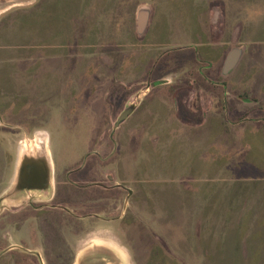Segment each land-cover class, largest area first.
Instances as JSON below:
<instances>
[{
	"label": "rangeland",
	"instance_id": "obj_1",
	"mask_svg": "<svg viewBox=\"0 0 264 264\" xmlns=\"http://www.w3.org/2000/svg\"><path fill=\"white\" fill-rule=\"evenodd\" d=\"M240 39L258 57L226 75ZM197 78L264 104V0H0V99L35 116L0 127V194L24 155L102 159L118 219L92 239L118 264H264V114L205 113Z\"/></svg>",
	"mask_w": 264,
	"mask_h": 264
},
{
	"label": "flooded vegetation",
	"instance_id": "obj_2",
	"mask_svg": "<svg viewBox=\"0 0 264 264\" xmlns=\"http://www.w3.org/2000/svg\"><path fill=\"white\" fill-rule=\"evenodd\" d=\"M31 112L28 103L4 107L0 99V127L30 134ZM31 159L37 164L30 162L25 169L35 171L34 180L16 187L21 159L15 167V188L0 194V264H102L103 259L115 264L113 255L103 251L101 237L92 239L101 234L103 222L118 219L102 216L115 189L113 178L106 176L111 185L105 186L97 171L103 160L70 170L58 167L51 152L45 162L42 157Z\"/></svg>",
	"mask_w": 264,
	"mask_h": 264
},
{
	"label": "crops",
	"instance_id": "obj_3",
	"mask_svg": "<svg viewBox=\"0 0 264 264\" xmlns=\"http://www.w3.org/2000/svg\"><path fill=\"white\" fill-rule=\"evenodd\" d=\"M260 3V1H259ZM245 22H247V19L245 20ZM242 30L243 28L241 27L240 25V28H239V36L241 38V33H242ZM247 34V32H246ZM249 40L248 39H244L241 40L240 39V45L238 47H234L232 46L228 51L225 50V52L222 53V56L220 57V62H221V59H222V68L221 70L223 69V66H224V63H225V60L228 56V54L231 52L232 49L234 48H237L241 51V54H240V57H239V60H238V63L236 65V67L231 71L233 72L235 69H237V67H242L245 63L246 66L247 65H250L252 66L253 64V61H254V58H257V49L256 48H249V47H246L245 44H247L246 42H248ZM255 46V45H254ZM217 52V51H216ZM244 63V64H243ZM242 65V66H241ZM230 72V73H231ZM229 73V74H230ZM228 75V74H227ZM197 81H198V85L199 86H203V87H206L208 86L206 83H205V80L204 78H197ZM168 83V82H167ZM165 84V85H168V84ZM216 86H217V81L214 82V86L212 88H210L208 86L207 89H209L214 95H212V104L211 103H208V105L205 107L206 109L204 110L205 113H207L208 111H211L210 113L212 115H214L216 112H215V107L213 105V102L218 101L219 100V103H220V107H221V110L225 109L226 107L228 108V106L230 104H234V107H232L233 109V113L231 111V113L235 116L236 114H239V115H242L243 117L245 116V119L246 117L248 116V114H246L244 112V110H247V109H244V108H249L250 109H254L255 113L256 112H261L262 114H264V104H261L259 103L257 100H250V104H243L242 101L243 100H247L248 98L244 97L246 95H238V96H233V99H230L228 100V93L226 91V89L224 88H221V89H216ZM217 91V92H216ZM242 105H244V107H242ZM249 105V107H247ZM230 109V108H229ZM238 111V112H236ZM204 116H206L205 114H203ZM239 115H236V116H239ZM209 116V115H208ZM241 124H243L245 122L244 119H241L239 120ZM257 123H255L254 125H256L255 127H257V130L262 131V133H264V121H262L261 119H259L258 121H256ZM264 135V134H263Z\"/></svg>",
	"mask_w": 264,
	"mask_h": 264
},
{
	"label": "water",
	"instance_id": "obj_4",
	"mask_svg": "<svg viewBox=\"0 0 264 264\" xmlns=\"http://www.w3.org/2000/svg\"><path fill=\"white\" fill-rule=\"evenodd\" d=\"M145 17H146V13L142 12L141 13V19H140V21H141L140 31H142L143 24H144V21H145ZM240 54H241V51L239 49H237V48H234V49L231 50V52L228 54V56H227V58L225 60L224 66H223V73L224 74H226V75L229 74L236 67V65L238 63V60H239V57H240ZM131 112H132V110L130 109V110H127L125 113H123L121 115V117L118 119L115 127L117 128L122 122H124V120L128 117V115H130ZM33 157H42V159H40V160H43V161L45 160L46 161V158H48V154L41 155V156H34V155H24V156H22V158H21L22 159V161H21L22 169L20 170V176L18 178V182H17V186L16 187H18L19 182H21V181L32 182L34 180L35 171L30 170V169H25V166L27 164H30V162H34V164H37L36 160L31 159ZM45 172H48V169H46ZM15 184H16V182H14V185H13V187L11 189L15 188ZM35 188L31 187V186L27 187V189H35ZM107 253H110V252H107ZM112 255L114 257V254H112ZM114 259L116 261L115 264H118V258L114 257ZM107 260L108 259H103L102 264H108L109 261H107Z\"/></svg>",
	"mask_w": 264,
	"mask_h": 264
}]
</instances>
